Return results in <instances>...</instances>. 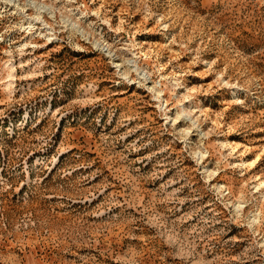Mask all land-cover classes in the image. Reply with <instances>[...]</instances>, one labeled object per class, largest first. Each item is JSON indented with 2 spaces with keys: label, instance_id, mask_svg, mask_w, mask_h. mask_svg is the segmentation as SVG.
<instances>
[{
  "label": "rangeland",
  "instance_id": "rangeland-1",
  "mask_svg": "<svg viewBox=\"0 0 264 264\" xmlns=\"http://www.w3.org/2000/svg\"><path fill=\"white\" fill-rule=\"evenodd\" d=\"M0 264H264V0H0Z\"/></svg>",
  "mask_w": 264,
  "mask_h": 264
}]
</instances>
